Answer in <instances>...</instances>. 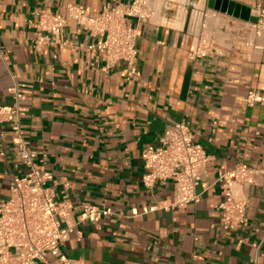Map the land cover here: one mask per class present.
<instances>
[{
  "label": "crops",
  "instance_id": "obj_1",
  "mask_svg": "<svg viewBox=\"0 0 264 264\" xmlns=\"http://www.w3.org/2000/svg\"><path fill=\"white\" fill-rule=\"evenodd\" d=\"M149 1L157 15L134 21L139 75L127 80L124 62L106 67L102 55L79 47L92 38L74 21L64 32L68 46L40 41L35 23L41 9L65 12L75 3L98 13L131 0H0V105L14 104L7 89L18 82L25 143L54 173L57 199L71 201L75 216L83 204L112 209L79 224L62 250L76 264H264V175L238 187L248 198L249 224L240 230L219 225L217 182L219 171L240 162L264 165V100H244L252 90L264 98V38L209 0ZM230 1L256 16L264 8V0ZM202 34L221 55L190 58ZM177 121L210 156L200 201L184 207L173 206L171 181L151 189L142 182L145 149ZM13 138V122L0 124V201L9 197L10 173L27 170Z\"/></svg>",
  "mask_w": 264,
  "mask_h": 264
},
{
  "label": "built area",
  "instance_id": "obj_2",
  "mask_svg": "<svg viewBox=\"0 0 264 264\" xmlns=\"http://www.w3.org/2000/svg\"><path fill=\"white\" fill-rule=\"evenodd\" d=\"M256 10L258 22L252 27L256 37L264 38V8L259 5ZM36 15L35 26L44 33L40 41L68 46L70 43L64 32L68 21H74L92 38L91 42L79 44V47L90 57L102 55L106 67L124 62V77L132 80L139 75V33L134 21H151L157 11L149 0H131L129 3L107 2L98 13H92L84 5L69 3L65 12L41 9ZM216 54L221 55V50L203 34L189 51L191 59ZM7 91L15 102L0 105V124L13 122V141L27 170L22 175L10 173L9 197L0 201V264H76L64 254L63 244L73 233H79V224L98 221L111 214L112 209L83 204L75 216L71 201L57 199L51 185L54 173L43 162L37 161V154L24 140L21 125L24 109L19 104L23 98L21 86L14 80ZM244 100L252 106L264 98L252 90ZM219 123L216 117L212 122L213 131ZM0 156H5L4 150H0ZM143 159L142 182L147 188L151 189L160 181H171L176 192L173 206L184 207L200 201L197 187L210 156L196 141L194 131L186 122L168 125L159 142L147 146ZM262 175L264 165L254 167L245 162L218 172L217 182L223 194L218 205V221L223 229L240 230L248 226V198L238 191V187L252 185ZM253 246L258 249L260 244ZM49 256L57 262H50Z\"/></svg>",
  "mask_w": 264,
  "mask_h": 264
},
{
  "label": "water",
  "instance_id": "obj_3",
  "mask_svg": "<svg viewBox=\"0 0 264 264\" xmlns=\"http://www.w3.org/2000/svg\"><path fill=\"white\" fill-rule=\"evenodd\" d=\"M209 7L213 10L223 13L233 14L234 16L241 17L244 20L251 21L252 23L258 22V17L252 15L250 8L244 7L234 1L230 0H209Z\"/></svg>",
  "mask_w": 264,
  "mask_h": 264
}]
</instances>
